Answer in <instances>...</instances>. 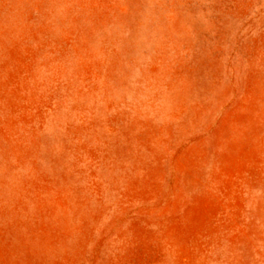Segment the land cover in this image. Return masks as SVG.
<instances>
[{"label":"rangeland","instance_id":"374dc122","mask_svg":"<svg viewBox=\"0 0 264 264\" xmlns=\"http://www.w3.org/2000/svg\"><path fill=\"white\" fill-rule=\"evenodd\" d=\"M0 264H264V0H0Z\"/></svg>","mask_w":264,"mask_h":264}]
</instances>
